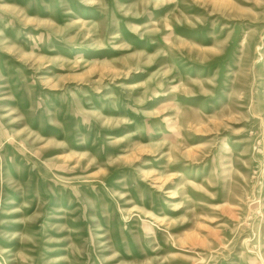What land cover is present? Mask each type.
Here are the masks:
<instances>
[{
	"label": "rangeland",
	"instance_id": "rangeland-1",
	"mask_svg": "<svg viewBox=\"0 0 264 264\" xmlns=\"http://www.w3.org/2000/svg\"><path fill=\"white\" fill-rule=\"evenodd\" d=\"M0 264H264V0H0Z\"/></svg>",
	"mask_w": 264,
	"mask_h": 264
}]
</instances>
